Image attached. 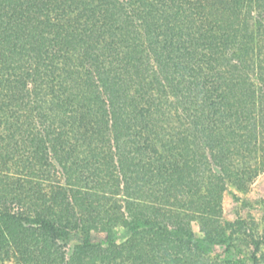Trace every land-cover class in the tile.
I'll list each match as a JSON object with an SVG mask.
<instances>
[{"label": "trees", "instance_id": "obj_1", "mask_svg": "<svg viewBox=\"0 0 264 264\" xmlns=\"http://www.w3.org/2000/svg\"><path fill=\"white\" fill-rule=\"evenodd\" d=\"M263 170L264 0H0V196L20 205L0 249L20 264H231L212 245L239 233L264 264V224L220 216L227 177Z\"/></svg>", "mask_w": 264, "mask_h": 264}, {"label": "rangeland", "instance_id": "obj_2", "mask_svg": "<svg viewBox=\"0 0 264 264\" xmlns=\"http://www.w3.org/2000/svg\"><path fill=\"white\" fill-rule=\"evenodd\" d=\"M260 124V123H259ZM251 147V145H250ZM249 147V148H250ZM202 159H199L200 164L205 166L207 164V159L209 156V150L205 147L198 146L196 148ZM220 154V153H219ZM194 159V157H193ZM193 161L191 162V164ZM119 192V191H118ZM121 193V192H120ZM0 196V209L7 210H18L19 203L15 199L11 198V195H4V191ZM122 194V193H121ZM221 207L222 212L220 216L222 218L223 224L227 229V234L231 228V224L236 220L240 219L244 224H246L250 229L253 228L256 234L259 232L264 224V170L261 171L256 177L251 178V180H245L241 182L240 180L230 179L227 177L226 188L221 192ZM219 212V208H218ZM193 228L197 231V235L201 236V223L196 221L193 223ZM118 242H123L126 239V231L123 228L118 227ZM72 237L73 242L79 241V235ZM251 237L239 233L235 242V247H233L231 253L227 254V243H214L212 247L216 253L218 259L225 260L228 259L231 264H251L248 260L249 250H250ZM215 255L211 258L215 260ZM0 264H20L17 255L7 249H0Z\"/></svg>", "mask_w": 264, "mask_h": 264}]
</instances>
